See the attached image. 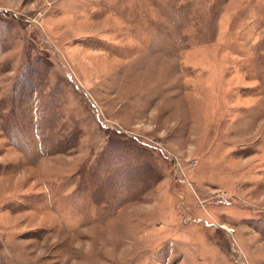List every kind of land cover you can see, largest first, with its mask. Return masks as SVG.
I'll return each mask as SVG.
<instances>
[{
    "label": "rangeland",
    "instance_id": "1",
    "mask_svg": "<svg viewBox=\"0 0 264 264\" xmlns=\"http://www.w3.org/2000/svg\"><path fill=\"white\" fill-rule=\"evenodd\" d=\"M0 264H264V0H0Z\"/></svg>",
    "mask_w": 264,
    "mask_h": 264
}]
</instances>
